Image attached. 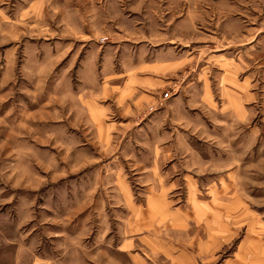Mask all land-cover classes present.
<instances>
[{
	"label": "rangeland",
	"instance_id": "1",
	"mask_svg": "<svg viewBox=\"0 0 264 264\" xmlns=\"http://www.w3.org/2000/svg\"><path fill=\"white\" fill-rule=\"evenodd\" d=\"M260 32L264 0H0V207L23 202L43 208L37 214L45 221L63 223L81 206L83 219L88 210L84 207H98L116 185L110 175L124 172L135 177L121 149L133 131L106 132L102 125L104 120L122 127L129 122L118 109L117 95L106 91L108 77L153 60L155 50L163 54L174 40L170 46L191 48L192 56L203 58L200 64L209 67L206 74L214 80L219 72L214 57L232 55L226 49L249 36L264 37ZM182 33L183 38L177 36ZM260 44L259 39L254 47ZM167 90L159 94L168 98ZM257 103L252 128L243 124L239 130L245 132L235 145L225 146L227 134L221 135L223 150L217 154L202 136L188 134L190 141L204 144L206 153H234L237 193L248 209L231 221L236 235L216 264L231 256L246 236L264 238V130ZM143 107H133L129 124L136 131L147 125L149 106ZM233 146H238L237 153ZM182 190L184 195L185 186ZM213 195L205 188L206 202ZM233 212H245V207ZM255 217L263 228L256 225L251 233Z\"/></svg>",
	"mask_w": 264,
	"mask_h": 264
},
{
	"label": "crops",
	"instance_id": "2",
	"mask_svg": "<svg viewBox=\"0 0 264 264\" xmlns=\"http://www.w3.org/2000/svg\"><path fill=\"white\" fill-rule=\"evenodd\" d=\"M259 39L261 44L254 47ZM172 42L163 54L160 48L155 50L153 60L127 66L104 84L107 92L117 95L118 109L129 122L122 127L104 120L102 125L106 132L133 131L121 149L135 177L124 172L110 175L116 185L98 207H84L88 210L83 219L81 206L63 223L45 221L37 214L43 208L23 202L0 207V264L217 263L221 250L236 235L231 221L248 212L237 193L238 163L230 149L229 156L217 157L206 153L204 144L190 141L188 134L202 136L217 154L223 150L221 135L227 134L225 146L237 144L238 135L245 132L241 126L248 123L246 127L252 128L258 101L264 130V37L249 36L226 49L232 55H216L219 72L214 80L206 74L209 67L200 64L203 58L192 56L191 48L180 51L170 46ZM162 88H169L168 98L160 95ZM146 104L147 125L136 131L129 124L135 116L133 107L144 109ZM140 134L144 135L134 139ZM232 149L237 153L238 146ZM205 188L214 194L210 202L204 200ZM228 194L230 201L220 199ZM241 205L245 212H233ZM254 220L251 233L256 225L263 228L257 217ZM221 264H264V238L241 239Z\"/></svg>",
	"mask_w": 264,
	"mask_h": 264
}]
</instances>
